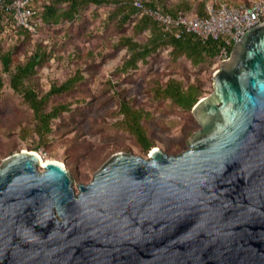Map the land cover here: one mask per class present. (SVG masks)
Wrapping results in <instances>:
<instances>
[{
	"label": "water",
	"instance_id": "water-1",
	"mask_svg": "<svg viewBox=\"0 0 264 264\" xmlns=\"http://www.w3.org/2000/svg\"><path fill=\"white\" fill-rule=\"evenodd\" d=\"M187 147L113 153L74 185L62 162L0 164V264H264V21L192 107Z\"/></svg>",
	"mask_w": 264,
	"mask_h": 264
},
{
	"label": "rangeland",
	"instance_id": "rangeland-1",
	"mask_svg": "<svg viewBox=\"0 0 264 264\" xmlns=\"http://www.w3.org/2000/svg\"><path fill=\"white\" fill-rule=\"evenodd\" d=\"M198 1L193 0L188 13L196 14L194 7ZM225 1L241 5L251 0ZM113 8V4H89L72 21L43 27L41 41L50 50V57L34 75L38 91H47L52 83L61 82L75 71L83 78L70 91L49 98V105L65 103L69 109L52 120V130L44 140H38L32 132V110L22 96L7 84L0 89V164L3 158L19 150H34L43 159L66 165L76 186L88 182L93 172L117 151L146 156L156 146L168 153L187 147L188 139L200 127L193 111L182 109L169 99H154L153 89L171 76L185 83L199 80L206 91L203 96L208 95L212 91V74L221 64L219 55L193 65L184 56L172 59L170 48L165 46L139 61L136 68L122 71L129 52L116 46L119 36L144 40L149 31L134 33L135 17L120 27L112 17ZM12 45H18L16 59L23 60L32 42L21 41L12 29L0 31V46L6 49ZM121 96L147 113L143 123L153 142L148 151L116 124L120 119L117 105Z\"/></svg>",
	"mask_w": 264,
	"mask_h": 264
},
{
	"label": "trees",
	"instance_id": "trees-1",
	"mask_svg": "<svg viewBox=\"0 0 264 264\" xmlns=\"http://www.w3.org/2000/svg\"><path fill=\"white\" fill-rule=\"evenodd\" d=\"M9 1H2L0 31H4L12 20L11 12L6 8ZM41 4L43 7L37 16L44 25L72 21L80 9L89 4H113L112 17L117 19L120 27L135 17L136 20L132 25L134 33L148 30L149 34L144 40L134 39L131 35L119 36L116 46L125 47L129 52L128 57L121 65L122 71L136 68L139 61H145L149 55L165 46L170 48L172 59L176 60L180 56H184L193 65H199L220 54V39L208 38L203 40L193 33L175 37L171 31H164L159 23L141 13L133 5L132 0H41ZM146 5L160 8L164 12L184 13L193 8V0H146ZM194 9L197 15L204 16L205 1H198ZM10 29L16 33V37L21 41H31L32 47L24 59L19 60L14 54L18 45H12L6 49L0 46V89L7 84L22 96L23 101L32 110L34 119L32 132L38 136V140H44L52 130V120L69 109V105L65 103L49 105V98L54 94L70 91L83 78V75L79 71H75L74 74L69 75L61 82L52 83L47 91L39 92L36 83H33L34 75L38 67H41L50 57V50L41 41L43 28L38 33H31L16 26ZM205 92L199 80L185 83L169 76L153 89V98L169 99L182 109L192 110L194 104L203 97ZM117 111L120 115V119L116 121L117 126L132 134L142 149L148 151L153 146V142L147 135L143 123V117L147 113L139 107H134L123 96L118 99Z\"/></svg>",
	"mask_w": 264,
	"mask_h": 264
},
{
	"label": "built area",
	"instance_id": "built-area-1",
	"mask_svg": "<svg viewBox=\"0 0 264 264\" xmlns=\"http://www.w3.org/2000/svg\"><path fill=\"white\" fill-rule=\"evenodd\" d=\"M132 2L141 13L159 23L164 31H171L175 37L193 33L203 40L220 39V62L229 59L230 48L246 29L264 21V0H251L241 5H232L225 0L205 2L204 16L188 12H164L160 8L147 6L146 0ZM42 7L40 0H10L6 8L11 12L12 20L5 30L16 26L38 33L45 27L37 16Z\"/></svg>",
	"mask_w": 264,
	"mask_h": 264
},
{
	"label": "bare ground",
	"instance_id": "bare-ground-1",
	"mask_svg": "<svg viewBox=\"0 0 264 264\" xmlns=\"http://www.w3.org/2000/svg\"><path fill=\"white\" fill-rule=\"evenodd\" d=\"M38 153V152H37ZM39 154V153H38ZM40 158H41V162L39 165H43L46 161L48 160H53V159H43V156L41 154H39ZM57 161V160H56Z\"/></svg>",
	"mask_w": 264,
	"mask_h": 264
}]
</instances>
